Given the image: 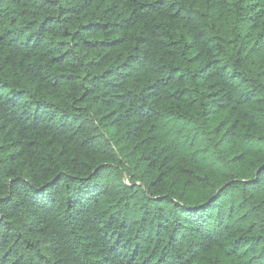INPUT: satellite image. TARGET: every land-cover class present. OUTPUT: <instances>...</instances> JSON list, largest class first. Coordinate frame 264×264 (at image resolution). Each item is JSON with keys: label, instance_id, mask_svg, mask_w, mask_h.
<instances>
[{"label": "trees", "instance_id": "trees-1", "mask_svg": "<svg viewBox=\"0 0 264 264\" xmlns=\"http://www.w3.org/2000/svg\"><path fill=\"white\" fill-rule=\"evenodd\" d=\"M0 264H264V0H0Z\"/></svg>", "mask_w": 264, "mask_h": 264}]
</instances>
